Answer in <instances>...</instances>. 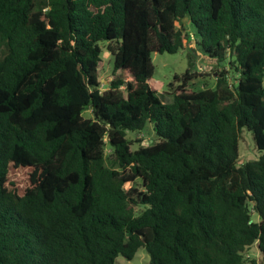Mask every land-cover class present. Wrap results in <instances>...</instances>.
Listing matches in <instances>:
<instances>
[{"label":"trees","instance_id":"trees-1","mask_svg":"<svg viewBox=\"0 0 264 264\" xmlns=\"http://www.w3.org/2000/svg\"><path fill=\"white\" fill-rule=\"evenodd\" d=\"M185 18L220 69L165 104L152 55L185 49ZM243 128L261 155L239 164ZM254 244L264 264V0H0V264H259Z\"/></svg>","mask_w":264,"mask_h":264},{"label":"rangeland","instance_id":"rangeland-1","mask_svg":"<svg viewBox=\"0 0 264 264\" xmlns=\"http://www.w3.org/2000/svg\"><path fill=\"white\" fill-rule=\"evenodd\" d=\"M176 25L177 27L182 26L186 28L190 34L196 33L195 29L189 25L187 18L181 20ZM194 38L195 39L186 41L185 49L175 54L154 53L152 55L154 74L151 79V84L160 96L161 101L165 104L172 103L173 101L172 91L168 88V86L170 83H174L173 81L175 75H183L186 71H189L190 74H195L196 78L190 81V85L195 84V89H203L205 87L213 88L215 85L216 71L220 68L215 60H211L202 53L195 41L198 37L196 36ZM110 46L113 47V44L110 43ZM101 48L103 64L100 69V79L101 84L106 85L109 77L111 76L114 65V57L109 49V43H102ZM232 76L233 74L231 73L230 80L234 81ZM174 84L176 85L177 83ZM83 115L84 117L89 118L91 117V112L89 110L85 111ZM127 137L134 142L131 146L132 150H136L140 145H147L151 140L155 139L151 125H148L141 133L128 132ZM106 152L109 153V150ZM239 152V164L256 160L261 155V152L255 146L251 132H249L246 128H243L241 131ZM12 178L22 184L24 174L22 172L18 173L13 171ZM135 184L139 185L140 181L137 180ZM132 185H134V183H127L124 187L125 189H128ZM254 219L257 220V216H255ZM244 255L249 260L255 259L259 264H261V254L256 244L248 248ZM115 264H150V258L146 250L144 248H140L131 261H128L120 256L116 259Z\"/></svg>","mask_w":264,"mask_h":264},{"label":"built area","instance_id":"built-area-1","mask_svg":"<svg viewBox=\"0 0 264 264\" xmlns=\"http://www.w3.org/2000/svg\"><path fill=\"white\" fill-rule=\"evenodd\" d=\"M190 37H191V39H194V35L193 34H190Z\"/></svg>","mask_w":264,"mask_h":264}]
</instances>
